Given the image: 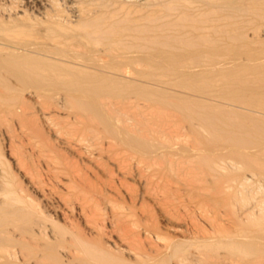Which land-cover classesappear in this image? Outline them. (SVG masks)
<instances>
[{"label": "bare ground", "instance_id": "6f19581e", "mask_svg": "<svg viewBox=\"0 0 264 264\" xmlns=\"http://www.w3.org/2000/svg\"><path fill=\"white\" fill-rule=\"evenodd\" d=\"M0 1V264H258L264 199L231 172L264 171V0ZM243 49L252 65L226 55ZM226 61L201 83L129 68ZM145 196L192 235L152 223Z\"/></svg>", "mask_w": 264, "mask_h": 264}, {"label": "rangeland", "instance_id": "374dc122", "mask_svg": "<svg viewBox=\"0 0 264 264\" xmlns=\"http://www.w3.org/2000/svg\"><path fill=\"white\" fill-rule=\"evenodd\" d=\"M10 1L11 0H2V3H4V4H10ZM1 2V1H0ZM7 2V3H6ZM9 2V3H8ZM27 1L26 0H23L22 1V4L24 5L22 8L24 9V8H26V9H28L29 11L31 10V8H32V6H31V4H29L28 2L26 3ZM26 5V6H25ZM29 6V7H28ZM31 7V8H30ZM258 23V24H257ZM257 23H255V25L254 24H251V26H248V27H256L257 25L259 26L260 24H261V21H259V22H257ZM257 24V25H256ZM263 25V24H262ZM247 30H248V35L250 36V35H252L253 37H254V35L251 33V31H253L252 29H248L247 28ZM259 32V33H258ZM251 33V34H250ZM262 34V35H261ZM255 37L254 38H256L258 35H259V40L258 41H260V40H263V41H260L259 42V45H256L255 46V48H257L256 50H261L260 52L258 51L257 53H259V54H256V52H254L256 55H261L262 57H263V59H264V34L262 33V31H260V30H257V32L255 31ZM252 36H250V37H252ZM252 37V38H253ZM257 39V38H256ZM261 44V45H260ZM259 47V48H258ZM254 48V49H255ZM245 50V51H244ZM249 52V50H247V49H243V50H241V52H236V53H234V52H231V51H229L226 55H227V57L229 58V57H234V59H236L237 61L239 60V61H242L241 62V65L243 64V65H252V64H248V63H252L253 61H255V59H252V58H250L251 56V54L250 53H248ZM230 53V54H229ZM229 55V56H228ZM233 55V56H232ZM235 55V56H234ZM254 55V54H253ZM255 55V56H256ZM243 56V57H242ZM260 56V57H261ZM248 57V58H247ZM259 62V61H258ZM228 63H229V61H228ZM227 63V61H226V64H183V66H182V64H174L175 66H173V64L171 65V64H168V65H170V68H169V66L167 65V64H165L166 66H168V68L171 70V67H172V73H175V74H170V73H168L169 72V70L168 69H166V67H163V66H165L164 64H163V68L161 67V68H157V67H159V66H161L160 64H150V66L149 65H147V64H134V66H129V68H132V70L131 69H129L128 68V75L129 74H131V71H132V74H131V76L133 77L134 75L133 74H135L136 72H134V71H141V72H143L144 73V75H146V77L145 76H142V78L144 77V79H151L152 77H151V75H161V77L163 78V79H166V80H169V81H173V80H175V81H179V80H182V79H184V80H186V81H192L193 79V77H197V79L195 78L193 81H200L199 83H201V82H203L202 80L203 79H205L206 78V75H207V77H209V78H216L217 79V77H219L220 76V74H221V72H223L222 71V69L224 70V68L223 67H228L227 69L229 70V68L232 66V65H237V64H228ZM254 63V62H253ZM262 63V64H261ZM135 65H136V69H135ZM194 65V66H193ZM242 65V66H243ZM255 66H264V61L263 62H260L259 64H254ZM114 66L116 67V64H114ZM113 65H112V67H114ZM145 66H147L148 68H146ZM196 66H198V67H196ZM174 67L178 70H175L174 69ZM202 67V68H201ZM143 68H144V70H143ZM146 68V69H145ZM204 68L207 70V73L206 74H202L201 73V71L202 70H204ZM183 69V70H182ZM113 70H115L114 68H113ZM131 70V71H130ZM167 70V71H166ZM170 71V72H171ZM253 71V70H252ZM247 71V72H245V73H243V76H244V78H246L245 80H247V78H248V81H250L252 84V86H254V87H256V85H255V83H257V81L256 80H259V75L257 74V73H255V71ZM134 72V73H133ZM197 72H200V74H198ZM257 74V75H256ZM141 75H143V74H141ZM256 75V76H255ZM135 76H137V74H135ZM192 76V77H191ZM183 77V78H182ZM191 77V78H190ZM232 79H230V80H232V81H234V79H235V81L236 82H234V85H236V84H238V82H237V80L238 81H240L241 79V77L240 76H238V79H237V77H231ZM243 78V79H244ZM173 79V80H172ZM229 80V81H230ZM223 81V80H222ZM222 81L221 80H219L218 81V83H219V85H218V88H220L221 86H220V84H222ZM262 83H264V81L262 82ZM168 83H165L164 85L165 86H169V89H171V90H180V89H182V90H184L183 88H181V87H179V86H176V87H172V85H170V84H168ZM254 84V85H253ZM18 85L19 84H17L16 86V88H18ZM21 85V84H20ZM19 85V87H21V88H23L24 89V91H22V90H20V89H16V91L18 92V95H20V96H18L19 98L22 96V99H27L26 101H27V103H33V104H35L34 105V107H36L37 106V104H38V102L36 101V98L34 97V96H31L29 93H32V92H30V91H32V89H34V86H32V85H30L29 87H28V83H27V85L26 84H24V86H26V88L23 86H20ZM23 85V84H22ZM227 85V84H226ZM170 86H171V88H170ZM220 86V87H219ZM31 87H33V88H31ZM29 88V89H28ZM31 88V89H30ZM173 88V89H172ZM215 88H217V87H215ZM215 88H212V90L213 91H215L216 92V90H215ZM204 89H206V88H204ZM22 91V92H20L19 93V91ZM224 91V90H223ZM227 91V90H226ZM225 92V91H224ZM226 93V92H225ZM22 94V95H21ZM228 95H230V94H228ZM237 96V95H236ZM23 97H26V98H23ZM28 97V98H27ZM237 97H239V96H237ZM32 98V99H31ZM21 99V98H20ZM31 100V102L29 101V100ZM35 99V100H34ZM34 101H35V103H34ZM252 105V104H251ZM31 107H32V105H31ZM37 108V107H36ZM33 108H31V110H32ZM34 110V109H33ZM25 113V112H24ZM38 113L41 115V113L40 112H37V113H35V114H37V116L39 117V115H38ZM233 113V112H232ZM232 113L230 114L231 116H233L235 113H233V115H232ZM21 114H22V117H24L25 116V118L27 117V118H33V117H30V116H32V115H30L29 113H28V115H30L29 117H28V115H27V113H26V115H24L23 114V112H21ZM34 114V118H37L36 117V115ZM237 114H239V116H241L240 115V113H237ZM24 115V116H23ZM235 116V115H234ZM238 116V115H237ZM41 117V116H40ZM40 120L39 121H41V118H39ZM37 120H38V118H37ZM34 121H36V119L34 120ZM39 121H37V124L39 123V125L38 126H36L38 129H40V127L41 128H44L43 127V125H41V123L43 124V122H39ZM11 124V123H10ZM9 124V125H10ZM32 124H34V123H32ZM36 124V123H35ZM45 126V125H44ZM264 126V125H263ZM48 127H46L45 126V128L44 129H42L41 131H43V132H45L44 134H42V135H45L46 134V137H47V133H48V135H49V137L51 138V137H53L54 139H52V140H54V141H52V143H54V145L56 146V147H59V148H61L62 146H63V144L61 143V141L59 142V144H58V142L57 141H59L58 140V138H56V136L54 135V134H52L53 133V131L52 130H48L47 129ZM258 131H262V132H264V127H262L261 128V130H258ZM47 132V133H46ZM261 133V132H260ZM55 136V137H54ZM1 138V137H0ZM48 138V137H47ZM1 140V139H0ZM3 141V142H2ZM1 143H5L4 142V140L2 139L1 140ZM3 144H0V146H2ZM5 145V144H4ZM4 145L2 146V149H4ZM62 145V146H61ZM64 147V146H63ZM62 147V148H63ZM62 150V149H61ZM64 150H66L65 148L63 149V151ZM249 169V170H248ZM248 169H245L244 167H240L238 170H236V171H233V172H231V174L232 173H234L235 175L234 176H236L237 174L236 173H239L236 177L237 178H240V177H243V176H247L248 178H249V184L251 183V185L252 186H254V187H257V188H259L258 189V193L257 194H255V196H256V198L258 199H264V171H259V170H253V169H250V168H248ZM246 170V171H245ZM230 173V172H229ZM228 173V174H229ZM228 174L226 175L227 177H228ZM231 174H229V175H231ZM105 176V175H104ZM252 179V180H251ZM128 181H129V184H131V188L133 189V187H134V189H135V191H138L139 190V192L138 193H140L141 192V190H142V187H141V185L138 183V181L137 180H134L133 178H131V177H128ZM137 181V182H136ZM132 182V183H131ZM255 182V183H254ZM237 183V182H236ZM211 184H213V183H210V188H211V190L212 191H209V194H210V192H213V193H216L218 190V188H216V187H214L213 189H215V192H214V190L212 189V185ZM209 188V189H210ZM133 189V190H134ZM217 190V191H216ZM122 192L124 193V194H126L125 193V190L124 189H122ZM219 193H220V197H222V196H226V195H228V196H226V197H229V193H227L226 192V195H225V193L224 194H221L222 192H220V190L218 191ZM217 192V193H218ZM229 192H230V194L231 193H233L234 191H232V190H229ZM246 192H248V190H244V191H242L241 193H240V195H239V193H236V195H238V198L240 199L239 201H240V203H239V208H241V211L240 210H238L237 211V213H239L240 212V214L242 215V213L241 212H243V211H245V209H247L253 202H255L254 200L256 199V198H252V196H248V193H246ZM251 192V191H250ZM218 193V194H219ZM115 194V193H114ZM114 194H112V195H114ZM251 194H253V192H251ZM117 195H119V194H117ZM127 196V195H126ZM258 196V197H257ZM115 197H119V196H115ZM244 198L245 197V199H241V198ZM143 198H145L144 200H143V202L142 201H137L136 203H141L142 202V204H143V208L141 207V204H138V209H140V207L142 208V209H146L147 211H149L148 213H150V216H149V220L152 222V223H156V225H158L161 229H163V231H166V232H168V233H174V232H176L177 231V229L178 228H175V226H181V230L185 227V225H186V220H188L189 221V217H187V215H183L182 217H180L181 218V223H183V224H181L180 222H176L175 224H174V222H172L171 223V221L169 220V219H166V218H164L163 216H161L160 215V212H159V209L157 208V206L155 207L154 205H155V203L153 202V200L152 199H150L148 196H145V197H143ZM119 199V198H118ZM146 199H148V200H146ZM243 200V201H242ZM145 201V202H144ZM187 203H188V200H187ZM144 204H146V206L144 205ZM140 205V206H139ZM154 206V207H153ZM241 206V207H240ZM147 207V208H146ZM148 208H149V210H148ZM238 208V209H239ZM142 209H140V210H142ZM150 210H152V211H150ZM243 210V211H242ZM153 212V213H152ZM156 212V213H155ZM236 213V214H237ZM153 214V215H152ZM157 214V215H156ZM192 216H193V213H192ZM195 216H197V217H195ZM198 214L196 213V214H194V218L196 219V221L199 223V220L201 219V221H200V223H201V226H203V229L205 228L206 230H209V225H207V223L202 219V217H199L198 218ZM154 218V219H151V218ZM198 218V219H197ZM150 221H149V223H150ZM199 223V224H200ZM203 224V225H202ZM173 227V228H172ZM173 229H175V230H173ZM180 229V228H179ZM204 229V230H205ZM205 230V231H206ZM182 231H184L185 233H186V235H188V233H189V235L188 236H190V234L192 235V233H191V231H186V227L184 228V230H182ZM208 234H209V231H208ZM260 234V236H262V237H264V232H262V233H259ZM148 236V235H147ZM148 238H151V240H153L152 239V237H149L148 236ZM147 238V239H148ZM261 239H262V241H261ZM261 239H259L260 240V243L261 242H263L264 241V238H261ZM150 240V241H151ZM155 241V240H154ZM152 242V241H151ZM262 244V243H261ZM263 246H261V247H263L264 248V244H262ZM220 250H222V249H220ZM263 260H264V254H263V256L258 260L259 262H258V264H264V262H263ZM190 262H191V264L193 263V261H191L190 260ZM193 264H204V263H199L198 262V260L197 261H194V263Z\"/></svg>", "mask_w": 264, "mask_h": 264}]
</instances>
